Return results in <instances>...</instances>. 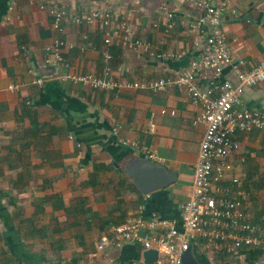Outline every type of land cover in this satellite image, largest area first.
Instances as JSON below:
<instances>
[{"label": "crops", "instance_id": "1", "mask_svg": "<svg viewBox=\"0 0 264 264\" xmlns=\"http://www.w3.org/2000/svg\"><path fill=\"white\" fill-rule=\"evenodd\" d=\"M223 1L228 10L222 27L232 55L250 69L264 59V0ZM43 3L64 4L77 15L109 10L151 42L156 54L119 39L107 45L101 20L66 21L57 31ZM9 4L0 0V264H135L145 250L141 246L98 251L96 243L127 218L149 219L153 211L180 225L205 132L197 120L203 107L175 83L164 90H106L61 76L175 79L207 50L208 28L196 26L199 13L190 0H19L12 11ZM57 38L64 43L60 49L68 67L49 49ZM107 51L112 54L108 71ZM38 77L42 86L35 82ZM195 77L216 95L224 80L237 83L230 66L218 75L200 69ZM242 106L264 113V82L245 88ZM236 137L240 147L225 181L240 178L259 217L264 214V132ZM132 142L156 150L161 161L155 163L175 181L144 193L132 175L145 156ZM192 252L203 264H264V246L220 254L215 262L195 245Z\"/></svg>", "mask_w": 264, "mask_h": 264}, {"label": "built area", "instance_id": "2", "mask_svg": "<svg viewBox=\"0 0 264 264\" xmlns=\"http://www.w3.org/2000/svg\"><path fill=\"white\" fill-rule=\"evenodd\" d=\"M18 1L10 0V11ZM190 1L199 13L196 26L208 28L207 50L200 58L191 61L177 78L119 82L95 73H68L61 76L62 79L94 89L106 90L120 87L164 90L175 83L185 87L193 101L203 107L197 120L204 124L205 132L200 143L191 194L181 206L180 225L176 219L162 217L157 211L151 212L149 219L129 217L116 225L111 234L100 236L96 243L98 251L133 244L143 249H157L159 257L155 264H183L184 253L192 245L203 250L210 262H215L220 254H236L244 247L264 246V214L256 217L250 202V191L238 176H233L229 182L225 181L233 169L231 156L240 147L236 134L264 132V113L242 106L245 88L264 82V59L256 66L246 69L243 60L233 57L232 47L222 27L228 10L226 1ZM41 7L53 18L57 31L64 30L66 21L81 24L101 20L105 24L104 42L107 45L119 39L128 47L143 48L152 56L156 54L151 42L137 37L126 20L114 17L109 10L94 9L77 15L72 14L64 4L43 3ZM162 8L166 10V4ZM172 15L169 13V16ZM63 44L57 38L49 49L54 53L58 64L68 67L69 62L60 49ZM111 58L112 54L107 51L104 55L107 71ZM47 62L51 63L52 60L48 58ZM225 66L231 67L237 83L224 80L217 95L213 89H204L198 84L195 77L198 70L213 69L218 75ZM35 82L42 86L44 79L38 77ZM167 112L166 109L162 110V113ZM170 114H175V110L170 111ZM131 145L153 162L161 161L157 151L151 146L138 142H132Z\"/></svg>", "mask_w": 264, "mask_h": 264}, {"label": "water", "instance_id": "3", "mask_svg": "<svg viewBox=\"0 0 264 264\" xmlns=\"http://www.w3.org/2000/svg\"><path fill=\"white\" fill-rule=\"evenodd\" d=\"M141 159L142 161H144V165L139 168V171L137 170L136 172H134L132 176L144 193H150L154 190L164 188L175 181V177L173 176V174L168 172L165 167L157 165L147 157ZM158 257L159 252L157 249H145L141 253V257L139 259H136L135 264H155L158 260ZM183 264L203 263L198 261V259L192 252V248L190 247L184 253Z\"/></svg>", "mask_w": 264, "mask_h": 264}, {"label": "trees", "instance_id": "4", "mask_svg": "<svg viewBox=\"0 0 264 264\" xmlns=\"http://www.w3.org/2000/svg\"><path fill=\"white\" fill-rule=\"evenodd\" d=\"M138 257H139V255H138Z\"/></svg>", "mask_w": 264, "mask_h": 264}]
</instances>
